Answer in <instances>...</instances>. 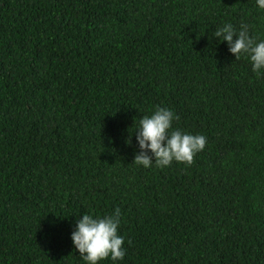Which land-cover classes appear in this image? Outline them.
Returning <instances> with one entry per match:
<instances>
[{
	"label": "trees",
	"instance_id": "16d2710c",
	"mask_svg": "<svg viewBox=\"0 0 264 264\" xmlns=\"http://www.w3.org/2000/svg\"><path fill=\"white\" fill-rule=\"evenodd\" d=\"M226 23L264 40L257 0H0V264H88L76 222L116 208L98 264H264V69ZM157 106L191 165L133 163Z\"/></svg>",
	"mask_w": 264,
	"mask_h": 264
},
{
	"label": "clouds",
	"instance_id": "9594fccd",
	"mask_svg": "<svg viewBox=\"0 0 264 264\" xmlns=\"http://www.w3.org/2000/svg\"><path fill=\"white\" fill-rule=\"evenodd\" d=\"M257 5L264 9V0H257ZM213 37L226 41L229 52L236 59H240L242 54L246 55L252 70L258 76L261 74L264 69V40L258 42L251 37L246 25H241L237 31L231 23L223 24L215 30ZM173 119L178 120L179 116H174L172 110L160 106L150 116L140 118L134 133L139 151L135 153L133 163L145 168L151 167L153 162L160 168L169 166L173 161L186 165L193 163L194 156L205 148L206 137L178 129L169 131ZM128 143H131V139ZM119 224V208L111 215L94 218L84 214L78 219L71 239L81 258L88 264H98V261L109 256L112 260H123L126 253L124 238L118 234Z\"/></svg>",
	"mask_w": 264,
	"mask_h": 264
}]
</instances>
